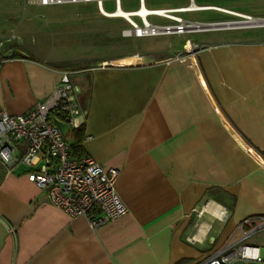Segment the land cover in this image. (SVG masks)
<instances>
[{"label": "crops", "instance_id": "obj_1", "mask_svg": "<svg viewBox=\"0 0 264 264\" xmlns=\"http://www.w3.org/2000/svg\"><path fill=\"white\" fill-rule=\"evenodd\" d=\"M75 13L67 19L77 24L64 32L76 43L22 34L5 42L0 110L26 112L68 72L83 115L75 127L54 122L74 157L118 170L128 212L93 228L28 180L42 159L33 166L0 161V264H198L264 216V33L91 58L84 56L92 45L90 11ZM124 29L117 33L123 38L146 37ZM189 43L195 52L183 54ZM128 57L141 60L117 64ZM14 147L20 157L26 144ZM247 242L262 247L264 232Z\"/></svg>", "mask_w": 264, "mask_h": 264}, {"label": "built area", "instance_id": "obj_2", "mask_svg": "<svg viewBox=\"0 0 264 264\" xmlns=\"http://www.w3.org/2000/svg\"><path fill=\"white\" fill-rule=\"evenodd\" d=\"M41 5L67 2H95L101 15L113 16L120 10L127 16L122 17L130 23V28L123 30L126 35L150 36L158 34H181L192 30H201V23L186 21L179 13L197 10H184L185 6L174 8H149L144 15L137 13L145 5V0H138V7L124 10L122 0H113L114 10L103 7L105 0H35ZM191 0L190 4H193ZM187 5V6H189ZM146 6V5H145ZM156 15L173 21L156 24L148 16ZM140 19V23L132 17ZM131 17V20L129 19ZM250 17L240 21L247 22ZM237 22V21H236ZM232 23V22H226ZM14 36L0 40V65L4 60L5 42ZM191 51L184 48L183 54H193L196 46L191 44ZM181 54V53H180ZM179 55V54H178ZM184 56H181L183 58ZM77 86L72 82L68 72H63L50 95L36 103L26 112L11 115L0 110V161L7 167L20 162L28 166L43 163L36 170L29 171L27 178L45 191L46 200L70 217L84 216L93 228L120 217L128 212V207L117 191L118 170L106 168L88 155L74 157L71 146L66 142L55 119H61L70 126H78L83 111L77 101ZM23 141L25 152L14 155V144ZM96 212H99L96 215ZM259 223L232 242L223 244L210 253L198 264H264V245L247 242L250 236L264 232V216ZM242 224L239 225L241 228Z\"/></svg>", "mask_w": 264, "mask_h": 264}, {"label": "rangeland", "instance_id": "obj_3", "mask_svg": "<svg viewBox=\"0 0 264 264\" xmlns=\"http://www.w3.org/2000/svg\"><path fill=\"white\" fill-rule=\"evenodd\" d=\"M190 2L191 0H145V5L147 8H174L187 6ZM193 2L198 5H210L212 7L179 13L186 21L208 23L209 21L227 19V22H234L231 26L246 28L233 32L192 30L181 34H158L130 40L131 38L126 39L117 34L122 28H130V23L124 19L103 17L98 12L95 2H67L41 5L35 0H0V40L9 39L14 36V42L18 43L19 37L22 34V40L31 38H33V41L44 39L49 45L76 43L78 37H70L64 30L70 25L77 24L76 20L72 22L67 17L72 18V16H76L74 14L79 10L90 11L89 21L87 19L86 23L90 24L92 31V45L84 56H92L91 58L106 54L130 53L143 48H168L176 41L186 38L193 41H202L212 37H226L230 34L264 33V25L257 24L261 22L250 23L254 19L264 20V0H193ZM214 6L233 11L234 13L247 14L251 19L244 23L240 21L244 18L243 16L222 11ZM103 7L107 11L114 10L113 0H105ZM121 7L124 10L136 9L138 7V0H122ZM132 18L140 23L138 17L133 16ZM148 20L156 24L173 22L156 15L148 16ZM112 25H117V32L116 27ZM231 26L229 27L231 28ZM61 31L64 33H61ZM114 32H116V35ZM110 34L113 37H109ZM121 39H123L122 46L116 44ZM99 41H101V44L103 42L104 44L108 43V46H96L95 44Z\"/></svg>", "mask_w": 264, "mask_h": 264}, {"label": "bare ground", "instance_id": "obj_4", "mask_svg": "<svg viewBox=\"0 0 264 264\" xmlns=\"http://www.w3.org/2000/svg\"><path fill=\"white\" fill-rule=\"evenodd\" d=\"M212 6H210V5H198V4H195V3H193V4H191V5H189V6H185L184 8H182V9H184V10H188V9H207V8H211ZM215 7V6H214ZM215 8H217V9H220V10H222V11H225V12H230V13H234L233 11H230V10H227V9H223V8H220V7H215ZM149 8H147L145 5L141 8V10H139V12L137 13L138 15H144V13L146 12V10H148ZM234 14H236V15H240V16H243L244 18H246V17H248L249 15H247V14H243V13H234ZM116 15H123V16H127V13H125V11H123V10H120L119 12H118V14H116ZM116 15H113V16H116ZM250 17V16H249ZM129 19L131 20V17H129ZM250 19H251V17H250ZM243 22V21H242ZM248 22V21H247ZM252 22H261V23H257V24H264V20H257V19H254L253 21H251L250 23H252ZM239 23V22H238ZM244 23H246V22H244ZM191 44L189 43L188 44V46H187V49L189 50V51H191ZM141 59H139L138 57H128V58H125V59H122V60H119V61H117V64L119 63H123V64H130V63H135V62H138V61H140ZM115 62V61H114Z\"/></svg>", "mask_w": 264, "mask_h": 264}, {"label": "water", "instance_id": "obj_5", "mask_svg": "<svg viewBox=\"0 0 264 264\" xmlns=\"http://www.w3.org/2000/svg\"><path fill=\"white\" fill-rule=\"evenodd\" d=\"M232 23H226V22H216V23H201V30H207V29H216V28H222V27H229ZM264 25V24H261ZM14 52H10L7 54V56H13Z\"/></svg>", "mask_w": 264, "mask_h": 264}, {"label": "trees", "instance_id": "obj_6", "mask_svg": "<svg viewBox=\"0 0 264 264\" xmlns=\"http://www.w3.org/2000/svg\"><path fill=\"white\" fill-rule=\"evenodd\" d=\"M76 151V149H74V151L73 152H75Z\"/></svg>", "mask_w": 264, "mask_h": 264}]
</instances>
